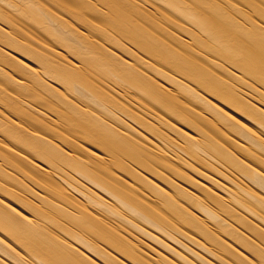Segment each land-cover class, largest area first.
<instances>
[{
  "label": "bare ground",
  "instance_id": "6f19581e",
  "mask_svg": "<svg viewBox=\"0 0 264 264\" xmlns=\"http://www.w3.org/2000/svg\"><path fill=\"white\" fill-rule=\"evenodd\" d=\"M0 264H264V0H0Z\"/></svg>",
  "mask_w": 264,
  "mask_h": 264
}]
</instances>
